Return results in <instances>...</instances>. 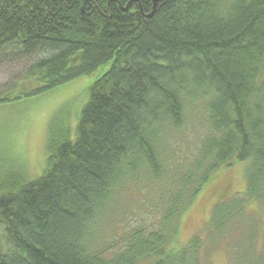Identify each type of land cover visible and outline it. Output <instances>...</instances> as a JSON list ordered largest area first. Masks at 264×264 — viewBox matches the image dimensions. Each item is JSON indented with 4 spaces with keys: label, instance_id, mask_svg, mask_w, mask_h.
<instances>
[{
    "label": "trees",
    "instance_id": "trees-1",
    "mask_svg": "<svg viewBox=\"0 0 264 264\" xmlns=\"http://www.w3.org/2000/svg\"><path fill=\"white\" fill-rule=\"evenodd\" d=\"M151 10L152 0H0V63L36 56L0 87V104L109 64L74 128L48 133L39 177L0 172V264H198V238L165 252L143 228L103 229L128 216L125 192L140 187L176 230L200 186L235 162L246 163L245 194L215 209L213 233L245 200L264 203V0H160L145 19ZM246 251L237 262L262 259Z\"/></svg>",
    "mask_w": 264,
    "mask_h": 264
},
{
    "label": "rangeland",
    "instance_id": "rangeland-1",
    "mask_svg": "<svg viewBox=\"0 0 264 264\" xmlns=\"http://www.w3.org/2000/svg\"><path fill=\"white\" fill-rule=\"evenodd\" d=\"M34 57L20 64L0 63V87H9L16 80L23 79L27 64ZM108 67L107 63L92 74L72 80L45 94L0 104V172H9L20 166L29 179L39 177L46 166L48 133L51 129L56 132V128L66 126L67 121L74 128L76 115H80L89 99V87ZM191 143L194 144L190 141L181 148L180 157H186L192 152ZM191 162L190 159L182 167H190ZM245 167L246 163L235 162L215 171L210 180L200 186L189 206L172 222L171 225L177 226L176 230L170 227L165 232L162 227L165 210L160 207L157 196L149 198L150 194L145 189L135 187L125 192L122 202V206L129 212L128 216L123 220H112L103 231L117 238L137 227L143 228L146 236L154 233L159 235L165 252L181 253V249H188L191 241L198 238L199 248L193 255L197 256L198 264H249L236 261L245 250L262 258L252 261V264H264L261 261L264 260V203L245 200L242 214H238L229 224L227 232L213 233L211 225L213 213L223 201L230 203L228 201L231 199L241 198L245 194ZM145 193L146 197L143 198L141 194ZM2 233L3 225L0 224V237ZM245 239L247 242L243 241ZM239 244L243 245L240 250ZM152 260L156 258L147 257L140 264H152ZM184 264H190L189 260Z\"/></svg>",
    "mask_w": 264,
    "mask_h": 264
},
{
    "label": "water",
    "instance_id": "water-1",
    "mask_svg": "<svg viewBox=\"0 0 264 264\" xmlns=\"http://www.w3.org/2000/svg\"><path fill=\"white\" fill-rule=\"evenodd\" d=\"M160 0H152V10L149 14H144L142 13V16L145 18V19H149L151 18L153 15H154V12L156 10V7H157V4ZM127 9V6L123 9V11H125Z\"/></svg>",
    "mask_w": 264,
    "mask_h": 264
}]
</instances>
